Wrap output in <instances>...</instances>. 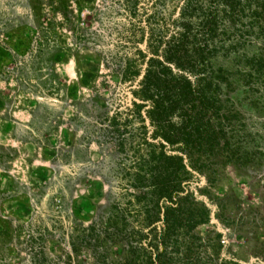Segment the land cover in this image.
Instances as JSON below:
<instances>
[{
	"label": "rangeland",
	"instance_id": "374dc122",
	"mask_svg": "<svg viewBox=\"0 0 264 264\" xmlns=\"http://www.w3.org/2000/svg\"><path fill=\"white\" fill-rule=\"evenodd\" d=\"M163 2L0 0V264L124 257L128 242L103 227L123 195L113 174L133 172L141 153L129 147L142 124L132 108L139 82L122 73L126 56L143 50L144 73L168 47L149 31L172 11ZM252 10L264 28V0ZM230 95L226 116L264 137V116ZM216 150L188 179L189 203L208 216L193 233L216 264H264V154Z\"/></svg>",
	"mask_w": 264,
	"mask_h": 264
},
{
	"label": "trees",
	"instance_id": "16d2710c",
	"mask_svg": "<svg viewBox=\"0 0 264 264\" xmlns=\"http://www.w3.org/2000/svg\"><path fill=\"white\" fill-rule=\"evenodd\" d=\"M164 3V12L171 13L149 28L156 43L159 38L168 45L161 58L155 66L149 59L144 73L143 50L125 58L122 80L138 79L132 108L142 121L139 132L129 136L138 142L129 147L141 153L133 158V172L113 174L123 195L103 222L115 227L128 249L121 260L100 264H216L193 233L208 216L189 203L188 179L192 171L206 169L200 158L210 159L217 148L250 160L264 154L262 132L225 113L233 104L230 94H236L241 107L264 116V51L257 46L264 28L246 13L253 11L252 0ZM41 264L81 263L44 258ZM221 264L239 263L222 259Z\"/></svg>",
	"mask_w": 264,
	"mask_h": 264
}]
</instances>
